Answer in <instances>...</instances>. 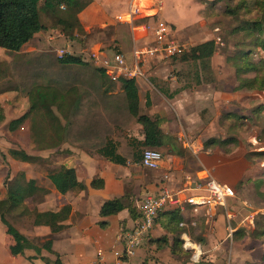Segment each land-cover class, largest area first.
I'll return each mask as SVG.
<instances>
[{"label":"crops","instance_id":"obj_1","mask_svg":"<svg viewBox=\"0 0 264 264\" xmlns=\"http://www.w3.org/2000/svg\"><path fill=\"white\" fill-rule=\"evenodd\" d=\"M129 1L90 0V3L78 14V19L85 31L96 27L112 26L114 31L111 33L110 41L115 42L118 53L124 54L128 61L131 60L133 46L143 47L149 43L150 39L149 33L142 30L132 32L127 24L114 21L115 17L126 13ZM199 1L201 0H155L156 3H154L150 0L149 3L146 0L145 5L160 6L158 19L173 27V35L176 39L190 42V46L214 40L217 46L218 36L215 37V33L219 28L215 23L218 20L205 19L201 16L200 12L207 4ZM147 12L153 13V10H146L145 13ZM50 32L55 31L46 30L37 33L22 48V53L35 52L39 49L44 43L42 38ZM59 34L63 36L62 33ZM63 37L64 40L57 38L51 42L46 39L44 41L50 46L54 43L67 44L69 40ZM102 46L103 44L98 42L90 51L87 49L81 52L86 51V56L92 50H100ZM101 56L111 57L112 54L107 52ZM215 57L216 53L210 61L215 76L213 82H201L199 85L188 86L179 75L172 74L174 70L180 69V65H173L169 60L150 62L144 69L145 78L136 79L142 111L160 120L165 136L162 148L163 159L156 170H148L140 165L142 150H139L138 146L144 136L142 127L138 124H134L124 134L114 133L110 137L109 147L115 151V156L122 158L124 161L122 164L111 161L106 156V149L97 152L87 151L63 141L54 148L43 150H34L31 144L29 146L31 150L25 151L29 157L27 162H19L11 158L14 160L13 163L20 166L18 170H13L12 162H9L10 177L17 172H24L26 179L33 180L39 189L33 197L25 201L29 210L58 211L64 206H69L70 214L63 223L65 228L55 234H51L46 226H34L28 215H17L19 217L11 220L20 233L35 241L37 247L40 248L42 243L49 239L52 241L50 251L26 250L21 256L10 254V248L14 242L10 236L6 235V227L0 223V264H93L100 260L105 264H113L124 252V246L117 237L121 232L132 229L137 223L136 204L145 194H158L163 187H168L171 190L182 189L183 197L201 196L206 175L240 192L244 188L239 185L240 182L254 173L247 160L246 151L241 152L239 147H234L230 149V152L225 153L218 146L206 148L201 139L204 132L208 130L205 127L206 123L212 115H215L213 113L225 109L226 104L236 102L244 95L243 92L233 91L234 87L229 89L228 82L223 79L225 71L220 67L219 61L214 59ZM222 66H226L225 60ZM121 91L120 82L110 83L103 89L105 94H116ZM61 123L63 124L62 120ZM25 124L28 126L30 137L28 122ZM197 130H203V132L199 140L193 142L204 150L197 153L195 157L187 151L190 157L188 160L183 153L184 150L177 144V139L181 134H188V137L195 139ZM226 135L224 134L220 140L227 138ZM191 163L193 168L190 167ZM60 167L73 169L78 184L84 185L85 189H75L64 195L60 194L48 178V174ZM94 179H100L103 186L97 189L92 188L91 182ZM126 193V202L132 209L131 213L126 208L116 215L108 217L99 215L103 203L122 198ZM235 204L247 206L248 203L241 199H229L225 208L217 207L212 211L211 218L205 215L203 208L198 209L197 214L193 212L192 207H187L184 212L162 211L152 231L130 258L129 263L199 264L198 262L206 261L218 264L223 260L225 248L228 247L231 248V252L228 250L229 259L239 263L243 260L239 259L242 256L249 259L252 251L242 250L241 241L244 238H240V233L247 234L245 226L242 225L243 221L238 218L239 213L229 210ZM234 208H237L236 205ZM229 214L230 219L227 218ZM191 217H196L195 227L183 229L186 233L182 235V252L172 254L174 237L177 236L178 231L182 230L178 228V223L189 220ZM250 217L253 218V213ZM192 230L200 233L202 238L198 239L194 233L190 237L188 232ZM185 239L189 240L191 247L199 246L195 255L190 247H183ZM259 242L261 241H255V246ZM200 255L206 256L200 257ZM185 259H187L186 262Z\"/></svg>","mask_w":264,"mask_h":264},{"label":"trees","instance_id":"obj_2","mask_svg":"<svg viewBox=\"0 0 264 264\" xmlns=\"http://www.w3.org/2000/svg\"><path fill=\"white\" fill-rule=\"evenodd\" d=\"M199 2L207 4L200 12L203 18L221 16L223 20H229L230 26L233 24L227 34L228 38L235 39L233 53L226 54L224 60L236 82L234 91L264 95V0ZM89 3L90 0H0V49L12 54H24L9 63L0 61V81H6L0 86V95L11 93L28 99L27 112L8 122L0 102V126H4L8 132H14L28 122L30 138L37 150L54 148L63 141L87 151L106 149V156L111 161L122 164V158L115 156V151L109 147L110 137L114 133H126L134 124L142 127L144 136L139 150H159L164 147L165 136L160 120L145 114L140 107L136 79H121L120 93L105 94L103 89L107 77L103 69L94 66L91 61L67 54L57 57L49 52L22 53V48L37 33L49 28H59L67 39L77 40L85 34L78 14ZM62 6L65 9L63 12ZM41 14L54 21L52 27L41 20ZM145 20L140 19L136 24ZM219 24V21L215 23ZM216 50L215 41L208 40L172 56L169 61L173 65H180L175 74L188 86L213 82L215 76L210 61ZM100 52L105 54L108 51L101 48ZM118 52L116 46L110 54ZM230 118L240 120L234 115H230ZM204 145L206 148L218 146L228 153V146L237 145V140L227 137L208 141ZM8 154L19 162H26L29 158L24 150L10 149ZM247 156L263 157L264 152H249ZM254 176L246 177L239 185H249ZM48 178L62 195L75 189H85L84 185L78 184L73 169L60 167L48 174ZM102 186L100 179L91 182L92 188ZM38 190L33 180L26 179L24 172H17L0 187V223L6 227V233L14 242L10 248L12 256H21L26 250L50 251L52 244L49 239L39 248L33 239L20 233L11 223V220L19 217L17 215H28L34 226H46L51 234L65 228L63 223L70 214L69 206L45 212L27 208L26 199L33 197ZM126 201L127 193L122 198L106 201L99 215H116L126 208L131 213L132 209ZM259 219L264 220V214L258 215L254 221L255 229L250 235L255 239L264 236V222ZM178 228L182 230L174 237L172 254L182 252V235L186 230L179 227V223ZM188 234L192 237V233Z\"/></svg>","mask_w":264,"mask_h":264},{"label":"rangeland","instance_id":"obj_3","mask_svg":"<svg viewBox=\"0 0 264 264\" xmlns=\"http://www.w3.org/2000/svg\"><path fill=\"white\" fill-rule=\"evenodd\" d=\"M144 1L145 4L146 0ZM147 1L150 3V0ZM151 1L156 3L155 0H151ZM131 2L132 0L129 1L128 4L129 7ZM129 7L127 8L126 13L128 12ZM64 10L65 9L63 7L61 11L63 12ZM124 14H120V15H124ZM117 17H115L114 19L115 22H117ZM216 19L220 22V24L216 25L219 29L216 31L215 37L218 36L219 41L217 42L218 44L216 50V57L214 59L219 61V63L221 64L220 67L224 69L225 77L223 79L228 82L229 89H231V87L235 88L236 82L234 81L232 72L229 69H227L226 66H222V63L225 59L226 54L230 55L233 53L232 44L235 42V39H232L230 37L228 38L227 36L233 24H231L230 26L228 24L229 20H223V17L221 16ZM41 20L46 25H48V27H52L54 24V21H52V19H48L45 14H41ZM147 21L148 19L143 21L144 23L143 22L141 23L145 24L147 23ZM49 30L55 31L52 33L51 32L48 33L49 35L51 34L54 37V39L57 38L61 40L65 39L63 36L58 37L59 33L61 32L59 28H49ZM113 31L114 28L112 26H104L98 28L96 27L85 31V34L79 36L77 40L68 39L69 42L67 44L54 43L51 44V46L45 44L46 42L44 41V39L48 41V36H47L48 34H46L45 38H42L43 39L42 41L44 42L43 45L46 46L43 47V45H41L39 49L35 51V53L49 52L55 54L56 49H64L73 53V55L75 56H79L82 59L84 58L86 59L85 56L86 51L82 53L81 50L88 49L90 51L91 48L94 46V44L98 42H101L103 44L102 46L103 49L107 50L109 53H112L113 48L116 47L115 42L110 41V36L112 35L111 33ZM184 44L187 46L188 49L191 47L190 42L186 43L184 41ZM22 55L24 54L21 55L12 54L0 50V61L9 63L13 60H16L18 57ZM172 73L175 74V70ZM5 82H6L5 80L3 81L1 80L0 86H2ZM110 83H114V82L109 81L107 79L106 85ZM243 94L244 95L241 96V98H239V100H237L236 102L233 103L229 102L228 104H226L227 107H225V109L220 110L218 113L216 112L213 113L215 115H212L210 117L211 119H209L208 123H206L205 127L208 130L204 132L203 135H202L203 130H197L195 139L188 137V134H185L189 143L197 148V151H199L198 153L203 152L204 149L203 147H197L193 141L195 140L198 141L200 135L203 136V138L201 139L203 143L206 144V142L211 140L214 141L220 140L222 137H224V134L226 135V133H227L226 137H233L237 140V145L235 146L229 145L228 149L239 147L240 151L241 152L246 151L247 155L249 152H259V151L264 152V95H257V94L254 95L252 93H246V92H243ZM0 102L4 106L7 122L13 120L14 118L20 117L28 110V99L26 97H20L18 95L16 96L15 94L7 93V94H3V96H0ZM219 113L220 115H218ZM230 115L237 116L240 118V120L232 119L230 118ZM3 127L0 126V185L2 186L5 185V181L8 178H10V174H11L10 163L12 162L11 164L13 170H18L17 168L20 166V164L13 163L14 160L11 159L10 155L8 154V151L10 149H16V150H24L26 152H29L31 150L30 149L31 147L29 148V146L33 143L28 135V128H27L28 126L26 124L14 132H8ZM229 129H231V131ZM177 144L181 147V149L184 150L183 153L186 155V158L188 160L190 159V157L187 155L188 154L187 151H189L195 157L196 154H194L191 149L185 148L182 142H180L178 139H177ZM32 148H34L35 150V146L33 147V144H32ZM158 151L161 154L163 153V149H159ZM247 160L250 162L252 171H254L252 175L255 174V176L253 177L252 182L249 185L245 186L240 192H236L235 190L234 191L236 194L235 199L237 200L241 199L243 201H246L248 204L247 206L244 205L239 206L238 204H235L237 208L235 209L234 208L235 205H233V208H229V210L232 212L239 213L238 218L241 221H243L242 225L245 226L244 229L247 232V234L243 232L240 235V238H244L243 241H241L242 250L249 249V251H252V254L249 256V259L243 258V256L239 258V259H243L239 263L237 261H234L233 259H229V255H230L229 251L231 252L230 250L231 248L228 247L229 249L225 248L226 252L222 260L224 262L221 261L218 264H223V263L224 264H264V236L255 239L250 235L252 231L255 229L254 221L258 219V215L264 214V156L254 157V158L248 157ZM190 167L193 168L192 163L190 164ZM252 213H253V218L250 217ZM259 221L264 222V220L261 219H259ZM248 226L250 227L249 229ZM196 230L189 231L188 233H194L195 234L194 236H196L198 239L202 238L201 234L197 233ZM6 235L9 237L8 234ZM10 239L12 240V238ZM255 241H261V242H259L258 244L256 243L255 246L254 244ZM4 243L6 242L4 241ZM205 256L206 255L204 256L200 255V257H205ZM198 263L211 264V262H206V261H201Z\"/></svg>","mask_w":264,"mask_h":264},{"label":"built area","instance_id":"obj_4","mask_svg":"<svg viewBox=\"0 0 264 264\" xmlns=\"http://www.w3.org/2000/svg\"><path fill=\"white\" fill-rule=\"evenodd\" d=\"M144 2V0H132L128 12L117 17V22L127 24L132 32L142 30L150 34L148 44L143 47L133 46L130 61L122 53L113 54L111 57H102L100 50H92L86 55V59L84 58L86 61H91L96 67L103 69L109 81L144 79V69L150 62L168 61L172 56L188 50L184 42L174 37L172 27L167 22L158 19V11L160 10V6L157 7L158 3L148 7ZM146 10H153V13H145ZM144 18L150 19V21L145 24H135L137 20ZM58 37H61L60 34ZM48 40L51 42L54 37L50 34ZM218 41L219 39H216V42ZM65 54L73 55L64 49L55 50L57 57H62ZM178 140L182 142L185 148L191 149L194 154L199 152L195 146L189 143L185 134H181ZM162 159L163 156L158 150L144 149L141 153L140 165L148 170H156ZM204 179L201 196L183 197L184 191L182 189L171 190L167 187H163L158 194H145L136 204L137 223L132 229L121 232L117 237L124 246V252L113 264H130V258L148 237L162 211L184 212L187 207H192L193 212L197 214L198 209L203 208L205 215L210 217L214 209L217 207L225 208L229 199H235L236 194L231 186L222 184L209 175H206ZM227 218L230 219V214L227 215ZM195 225L196 217L179 223V227L182 228L195 227ZM188 243L189 240L185 239L183 247H190L195 255L199 246L191 247ZM192 260H194L193 256ZM93 264L105 263L100 260V262Z\"/></svg>","mask_w":264,"mask_h":264}]
</instances>
